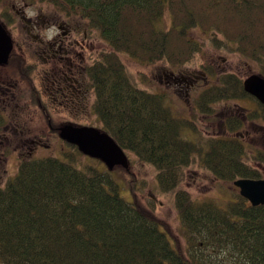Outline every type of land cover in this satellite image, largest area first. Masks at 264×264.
Masks as SVG:
<instances>
[{"label": "trees", "instance_id": "obj_1", "mask_svg": "<svg viewBox=\"0 0 264 264\" xmlns=\"http://www.w3.org/2000/svg\"><path fill=\"white\" fill-rule=\"evenodd\" d=\"M52 1L61 13L82 16L111 47L92 75L101 131L154 167L185 243L156 214L153 200L141 203L132 175V200L126 201L108 173L78 169L72 154L69 161L45 156L21 162L0 187V264H264V205L253 206L235 192L220 208L195 198L183 184L197 155L198 165L224 182L262 177L245 162L246 144L234 133L241 124L231 123V136L210 137L202 150L187 137L196 132L194 124L175 115L162 95L136 84L121 58L182 65L202 49V41L187 35L200 28L222 36L218 41L211 35L215 46L231 42L264 76V0ZM165 15L169 22L162 27ZM219 77L214 93L198 101L201 111L205 102L252 97L236 74ZM253 100L258 108L248 119L264 121V105ZM251 160L264 165V150Z\"/></svg>", "mask_w": 264, "mask_h": 264}, {"label": "flooded vegetation", "instance_id": "obj_2", "mask_svg": "<svg viewBox=\"0 0 264 264\" xmlns=\"http://www.w3.org/2000/svg\"><path fill=\"white\" fill-rule=\"evenodd\" d=\"M0 25L11 42L6 60L0 61L2 187L14 176L12 172L21 162L37 157V151L52 150L55 143L77 148L60 137L63 126L96 127L90 121H84L90 120L92 116L99 122L92 75L96 74V66L104 62L106 52H110L111 47L98 30L89 27L82 16L73 12L61 13L52 0H0ZM2 43L6 44L4 37L0 38ZM121 58L125 68L127 63L137 62L128 55L122 54ZM202 69L195 74L189 73L187 77L183 76L185 91L190 89L198 98L196 104L185 107V115L194 110L198 119L208 120L207 124L199 125L198 119L193 121L189 117L184 119L193 123L196 129L206 128L211 133L216 131L214 118L219 117L221 123L218 127L222 128L223 137L232 134L228 125L240 123L242 128L236 129L234 133L242 137L240 131L246 127L249 119L246 113H232L233 107L229 101L243 109L242 99L246 98L249 102L254 101V97L247 93L252 97L205 102L206 111H201L198 105L201 96L205 92L213 94L220 81L218 77L209 76L207 69ZM163 75L166 80L171 78L177 82L175 71H164ZM198 78L202 82L193 83ZM241 81L243 85V79ZM188 100L187 96L185 102ZM219 101L227 107L221 116L215 111V104ZM250 122L256 123L253 120Z\"/></svg>", "mask_w": 264, "mask_h": 264}, {"label": "rangeland", "instance_id": "obj_3", "mask_svg": "<svg viewBox=\"0 0 264 264\" xmlns=\"http://www.w3.org/2000/svg\"><path fill=\"white\" fill-rule=\"evenodd\" d=\"M11 10L14 13L12 8ZM163 18V22H165V24L161 26L167 27L169 22L168 16L165 15ZM187 35L203 42L201 51L197 52L188 62L182 65H171L163 61L153 63H127L126 70L129 71L133 80L136 84L139 83L141 88L148 89V91L162 95L164 97L163 100L165 105L168 106L175 115L179 117H189L190 120L193 121L199 120L198 124L204 126L207 124L208 120L203 118L198 119V115L194 110L189 111V113L185 115V107L196 104L198 98L196 99L197 94L194 96L190 89H188V92L185 91V83L182 81L183 76L187 77L189 73L195 74L200 69L203 70L202 68H204L207 69V74L212 78L225 73H234L241 79H245L250 74L256 73L257 70L255 63L235 51L231 42H227V46L225 47L215 46L211 35L219 38L217 39L218 41H222V36L214 32L209 33L208 31H203L200 28L188 29ZM208 67L214 72H211ZM169 70L175 71V78H178L181 81L178 82L177 79V82H174L171 78L167 79L170 81H167L163 72L165 71L168 73ZM197 81L202 82L201 79L198 78V80L193 83H196ZM187 93H189V95H187ZM187 96L189 100L185 102ZM245 99H242L244 101L241 102L244 103V105H242L243 109L244 106L247 108V110L245 109L246 111L241 108L239 109L238 104H233L231 100L229 101V104L233 107L231 108L232 113L239 112L241 115H243V113L249 115L252 113L251 111H253V109L255 110L256 107L258 108L255 101H249L251 102L250 104L247 101L248 99ZM224 106L225 105L220 101L215 104V111L217 115L221 116L227 109V107L225 108ZM259 112L261 111L259 110ZM84 121L87 123L91 122V124L96 126V128H101L100 122H97L95 117L91 116L90 120ZM250 121L251 120H248L246 127L240 131L242 134L241 138L244 139L243 141L246 144L247 159L244 161L258 168L261 176L264 177V165L251 160V156L253 154L259 150H264V121L262 119H254L253 121L256 123H252ZM220 123V118L216 117V119L214 118L215 132L209 133L206 131V128L204 130L199 128L197 130L195 129L194 131L196 132L194 133L188 132L187 137L198 141L203 147L202 150L205 151L210 137H223L222 128L218 127ZM53 146L54 148H52V150L46 149L37 151L36 156L38 158L56 156L63 161H69V158L66 156L72 154L74 159L71 163L78 169L85 171L92 167L98 171L108 173L110 178L117 185L118 194L126 201L132 200V195L127 183L128 177L132 175L135 180L137 193L141 203L148 205L149 201L153 200L156 214L169 224L170 228L178 238L179 243L184 246L185 240L182 235L181 222L177 211L170 200L169 194H167V196L160 191L157 180L155 179V170L151 164L139 160L133 153L126 151L128 157V167L123 168L122 166L117 165L112 169H108L101 160L76 152L73 146H62L61 143H55ZM196 159V163L192 164L185 170L183 182L185 188H187L195 198L199 200H211L217 206L222 208L229 200L233 199V193H238V189L234 187L232 182L219 180L212 174V172L201 168L198 165L199 155H197ZM16 172L17 167L12 173L15 175ZM8 177H11V175H8Z\"/></svg>", "mask_w": 264, "mask_h": 264}, {"label": "water", "instance_id": "obj_4", "mask_svg": "<svg viewBox=\"0 0 264 264\" xmlns=\"http://www.w3.org/2000/svg\"><path fill=\"white\" fill-rule=\"evenodd\" d=\"M4 37L6 44H0V61L6 60L11 47L9 37L0 25V38ZM243 89L264 105V76L252 73L243 79ZM60 137L70 144H74L82 154L101 160L108 169L120 165L128 167V157L124 150L110 137V135L93 126L73 127L65 125L60 130ZM240 196L251 205H264V177L237 178L232 181Z\"/></svg>", "mask_w": 264, "mask_h": 264}]
</instances>
